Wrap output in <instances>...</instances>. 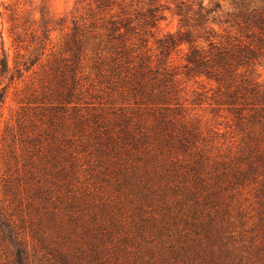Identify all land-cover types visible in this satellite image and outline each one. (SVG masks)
<instances>
[{
	"label": "rangeland",
	"instance_id": "1",
	"mask_svg": "<svg viewBox=\"0 0 264 264\" xmlns=\"http://www.w3.org/2000/svg\"><path fill=\"white\" fill-rule=\"evenodd\" d=\"M176 1L159 0L169 7L165 18L144 27L138 18L148 0H114L113 8L104 10L91 0H0V31L12 70L15 63L35 59L8 84L0 106V209L29 241L33 264L45 263V251L31 248L35 228L60 239L47 218L53 205L60 206L65 228L69 213L78 230L97 224L95 233L101 231L102 238L95 264H264V167L256 162V171L249 172L254 153L264 149L260 125L248 118L238 122L222 104L224 88L217 81L186 74L187 44L167 59L179 73L172 94L181 104L177 116L184 115L179 120L172 110L162 118L158 110L139 107L123 84V72L109 73L107 64L97 67L105 51L91 49L93 38L83 43L78 58L68 46L76 23L100 24L119 14L131 18L137 33L130 37L143 36L139 45L148 41L142 49L156 58V40L181 27ZM203 1L220 3L222 22L212 23L218 37L246 33L233 20L224 21L228 12L238 11L232 0ZM1 43L0 33V56ZM247 69L264 81V64L258 62L237 69V79ZM7 82H0V90ZM127 127L147 136L146 143L122 142L119 135ZM182 129L197 135L187 147L179 143ZM163 136H169L168 145ZM201 155L205 181L222 176L215 207L204 204L199 193L198 203L186 199L187 188L202 191L188 168ZM237 168L251 175L235 179ZM222 172L227 175L217 174ZM145 173L154 187L146 192L136 177ZM73 201L77 207L65 214ZM77 232L74 242L89 254L94 235ZM15 253L16 245L0 236V264H11Z\"/></svg>",
	"mask_w": 264,
	"mask_h": 264
},
{
	"label": "trees",
	"instance_id": "2",
	"mask_svg": "<svg viewBox=\"0 0 264 264\" xmlns=\"http://www.w3.org/2000/svg\"><path fill=\"white\" fill-rule=\"evenodd\" d=\"M158 1L148 0L146 10L138 18V24L144 27H156L159 21L165 18L164 11L169 7H162L163 5L159 4ZM91 2H94L100 10L108 7L113 8L114 4V0H91ZM232 2L238 7V11L228 12V17L224 21L230 22L233 20L236 22L239 30L246 32L243 36L230 33L225 36H217L212 23L222 22L220 15L217 13L220 3L206 5L203 0H198L196 3L190 0H178L175 3L174 10L180 17L181 27L178 31L168 32L164 37L156 40L157 49L159 50L156 58H154V54H147L142 49L146 47L145 45H148V41L145 45H139V40L146 41L143 36H138L134 40L130 37V33H137L136 26L131 18L120 17L119 14H111L108 19H104L105 16L102 17L104 20L100 24H97L96 21H91L89 24L85 22L83 24L76 23L68 41V46L74 57L78 58L84 50L83 43L93 38L91 49L97 53L100 49L105 51L98 55L97 67L101 64H107L109 73L121 74L123 72L125 76L123 84L139 107L145 105L146 108L158 110L163 114L162 118H164V113L167 110H172L173 113H176L173 119L179 120L184 117V115L177 116L181 115V104L178 98L172 96L177 91L175 83L178 81L177 75L179 73L171 68L173 60L167 59L172 51L179 50L182 44H187L188 51L184 58L186 74L205 75L217 81L220 88H224L221 99L222 104L227 106L228 111L234 114L238 122L240 123L248 118V120L250 119L259 124L264 131V81H260L258 77L252 75V71L248 72V69L240 74L242 76L240 79H237V69L257 62L264 64V0H232ZM0 33L2 37L0 82L8 80L0 90L1 106L4 102L8 84L15 78L21 77L23 69H29L34 64L35 59L29 57L22 60L21 63H15L12 70L5 48L3 32L0 31ZM136 39H138V42ZM204 42H207L208 46H205ZM159 54L160 56H158ZM71 94L70 91L69 97ZM196 128L198 129V127ZM123 131L124 134L119 135L120 140L122 142L128 140L135 147H139L141 143H146L148 138L147 136H137L128 127ZM181 131H183V134L179 137V143L183 147H187V143L197 135L188 132L186 129ZM168 137H162L166 145L169 143ZM254 157L257 160L250 164L249 172L256 171V162L259 163L260 167H264V149L255 152ZM203 162L201 155L194 163L188 164L189 170L195 172V185H200L202 191L197 190L198 187L196 189L187 188L191 192L186 193V199L194 198V202L198 203L200 194L204 204L215 207L221 202L220 195L223 187L220 179L222 176L216 175L213 183L206 182L199 171L204 170L205 165ZM198 164H202V167H198ZM217 174L227 175L225 172ZM250 175L246 169L237 168L232 176L235 179L244 180ZM136 177L139 182L138 186L142 187L144 192L151 190V188L154 189L150 174H138ZM260 189L262 204H264V178ZM47 190L49 191V189ZM44 199L50 200L51 196ZM75 207L77 206L74 201L69 202L63 211L66 214ZM59 209L60 206L53 205L47 218L48 222L52 224V228L56 230V236L60 239H53L52 235L46 236L43 231L41 232L40 229L35 228L31 234L36 242L31 244L32 250L45 251L42 255L45 261L44 264H95L94 261L98 255L97 241L102 238L98 236L101 231L95 233L97 224L86 228L83 226L81 230H78V226H75L78 223L77 218L69 213L70 227L65 228L64 222H59V216L61 215ZM2 216L3 213L0 209V236L3 239H10L16 245L15 257H13L11 264H33L29 241L14 221L4 219ZM65 229L67 232L63 234ZM77 231L80 234H85V236L94 235L89 239L88 244L91 245L89 254L88 251H85L88 248L83 249L78 246L77 241L74 242L76 237H73V235L78 233ZM81 237H84V235Z\"/></svg>",
	"mask_w": 264,
	"mask_h": 264
}]
</instances>
